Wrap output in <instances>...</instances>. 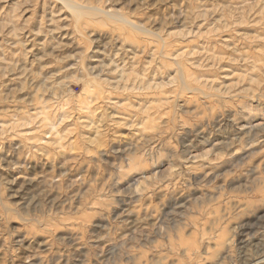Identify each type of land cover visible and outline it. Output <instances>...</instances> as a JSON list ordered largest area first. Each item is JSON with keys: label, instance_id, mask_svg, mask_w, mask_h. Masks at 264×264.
Here are the masks:
<instances>
[{"label": "rangeland", "instance_id": "374dc122", "mask_svg": "<svg viewBox=\"0 0 264 264\" xmlns=\"http://www.w3.org/2000/svg\"><path fill=\"white\" fill-rule=\"evenodd\" d=\"M64 1L0 0V264H264V0Z\"/></svg>", "mask_w": 264, "mask_h": 264}, {"label": "bare ground", "instance_id": "6f19581e", "mask_svg": "<svg viewBox=\"0 0 264 264\" xmlns=\"http://www.w3.org/2000/svg\"><path fill=\"white\" fill-rule=\"evenodd\" d=\"M66 6H68L69 8H71V10H72V12H75V13H79L80 11V8H84V7H80V6H78V5H74L73 3H71L69 0L68 1H64L63 2ZM94 10H95V8H93ZM92 9V10H93ZM86 10H89V11H91V9H88V8H85L83 11H86ZM93 10V11H94ZM96 10H98V9H96ZM95 12V11H94ZM98 12H101L102 14H105V15H107V16H113L114 14L113 13H111V12H108V11H104V10H99ZM179 74H180V76L181 77H183V74H182V71H180L179 72ZM182 86L183 87H185V88H188L189 86L187 85V83H185V81L184 82H182ZM206 142V141H205ZM252 142V141H251ZM260 142V141H259ZM232 144V143H231ZM245 149V148H244ZM250 150H252V148L250 149ZM255 150V149H254ZM239 153H240V150H239ZM236 154H237V151H236ZM246 155H247V153H246ZM232 159V158H231ZM238 164V163H237ZM236 189V188H235ZM246 190V189H245ZM253 190V189H252ZM249 192H250V190H249ZM259 258V257H258ZM260 259V258H259ZM258 260V259H257ZM256 261V260H255ZM259 261V260H258ZM257 261V262H258ZM260 262V261H259ZM258 262V263H259ZM263 262V261H262ZM250 263H252L251 261H250Z\"/></svg>", "mask_w": 264, "mask_h": 264}]
</instances>
